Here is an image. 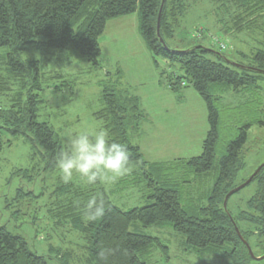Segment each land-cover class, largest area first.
I'll return each mask as SVG.
<instances>
[{
  "label": "rangeland",
  "instance_id": "rangeland-1",
  "mask_svg": "<svg viewBox=\"0 0 264 264\" xmlns=\"http://www.w3.org/2000/svg\"><path fill=\"white\" fill-rule=\"evenodd\" d=\"M186 3L188 9L177 22L174 37L166 41L170 50L183 51L200 44L208 50L221 52L233 62L251 65L257 44L264 40L260 32L264 27V11L259 12L257 18L246 19L238 25L233 9L231 13H225L207 0H186ZM126 19L128 24L125 27H111L113 23L108 22L99 40L101 53L98 67L76 58L70 48L48 50L31 46L14 54L15 59L26 68L22 74L16 75L8 66V54L12 51L0 48V80L5 83L2 86L6 89L0 90V109H8L18 94L22 95L23 101L30 93L38 95V122L51 127L64 145V136L68 131L103 126L93 117L103 106L101 85L107 81V73L118 82L116 74L120 70V82L130 88L127 89L129 94L135 93L140 97L142 108L148 115L143 125L146 137L142 154L156 162L198 157L208 132L204 102L190 86L181 88L179 92L167 89L166 73L176 72L182 76V70L176 64L153 58L140 36L137 14ZM121 29H127V32L116 36V30ZM218 45H224L225 49L220 50ZM158 71L165 74L158 76ZM245 102L252 103L239 106ZM218 106L221 137L216 151L220 155L243 125L251 121L264 123V77L259 79L252 96L229 92ZM166 138H175L176 142L168 147L163 143ZM131 142L139 144L136 136L131 138ZM241 159L244 168L237 174L234 186L243 184L264 164V124H254L248 130ZM217 164L216 159L215 168ZM43 167L39 153L25 139H13L6 132H0V226L25 238L28 249L43 256L47 264H60L57 257L66 252L72 257L68 264H89L86 263L88 254L82 237L71 229L66 230V226L59 229L50 212H47L48 208L56 207L53 192L64 182L57 169L45 171ZM130 168L131 171L118 178L110 188L100 184L84 185L78 177L68 184L73 189L86 192L85 196L104 191L116 208L128 211L152 203L147 187L149 178L161 188L176 190L182 208L189 215H195L199 208L206 206L215 183V174L195 178L188 167L173 161L148 165L143 170L139 165L130 163ZM259 189L257 180H254L228 200L227 210L242 231L247 229V224L239 222L237 216L248 212L246 203ZM251 228L257 232L256 225ZM129 232L159 241L160 245L153 244L145 253H137L144 264L235 263L229 256L230 246L225 245L217 252L189 248L185 238L169 225L144 228L133 222ZM250 239L252 254L258 257L261 251L256 246L257 240L261 242L262 239L259 235ZM248 264H264V260Z\"/></svg>",
  "mask_w": 264,
  "mask_h": 264
},
{
  "label": "trees",
  "instance_id": "trees-1",
  "mask_svg": "<svg viewBox=\"0 0 264 264\" xmlns=\"http://www.w3.org/2000/svg\"><path fill=\"white\" fill-rule=\"evenodd\" d=\"M207 1L225 13H231L233 9L234 14H237L238 25L246 19L257 18L259 12L264 11V0ZM160 6L161 0H0V48L6 47L12 51L8 54V66L13 74L20 75L26 70L25 65L15 59L14 54L31 46L48 50L70 48L76 58L98 67L101 53L99 39L108 22L136 13L140 36L153 58L176 64L183 72L182 76L176 72L166 73L169 89L179 92L181 88L192 87L207 110L208 132L202 143L201 154L188 160L173 161L188 167L195 178L206 177L208 173L215 174V183L207 198L208 202L195 215H189L182 208L176 190L161 188L149 178L147 187L152 203L147 206L121 211L111 203L104 191H100L104 214L89 221L83 213L91 196H85L86 192L62 183L53 192L56 207L48 208L47 212H50L59 229L66 226V230L71 229L82 237L86 243L84 250L88 254L86 263L89 264H144L137 253H145L153 244H160L158 239L129 232L133 222H138L144 228L169 225L173 231L185 238L189 248L217 252L228 245L231 247L229 256L234 259V264H248L253 260L238 238L234 225L249 247L253 235H259L261 242L264 241V167L252 179L257 180L260 189L247 201L248 212L237 216L239 222L247 224V229L242 231L236 219L228 212L227 203L230 197L226 209L223 208V202L226 195L239 186H234V180L244 168L241 153L247 141L248 130L254 124L263 126L264 123L251 121L243 125L234 139L227 143L223 153L218 155L216 149L221 137L218 105L229 92L241 93L243 96L253 95L264 74L249 68L264 71V40L257 44L258 47L251 57V65L233 62L221 52H210L200 44L183 51L170 50L166 41L174 37L177 22L187 11L188 4L186 0L164 1L158 36L156 27ZM260 32L264 37V27ZM159 39L163 40L165 46ZM231 63L242 67H234ZM155 64L157 65L156 61ZM163 74L165 73L161 71L160 75ZM116 76L118 82L113 81L107 73L108 79L101 85L103 106L93 117L102 122V127L107 130L111 140L126 146L130 163L139 165L143 170L150 164L145 162L139 147L132 144L131 138L139 135L145 116L138 98L120 88V70ZM2 85L5 83L0 80V90L5 91ZM250 103L252 102H245L239 106ZM38 104V95L30 93L23 101L22 95L18 94L8 109H0V132H6L13 139H25L39 153L44 164L43 169L54 171L55 158L64 145L51 127L38 122ZM216 159L217 168L214 167ZM52 205L51 203L50 207ZM254 225L258 228L257 232L251 228ZM257 241L256 246L261 251L257 256L260 257L264 255V246ZM105 249H110V253L100 256V252ZM162 249L166 250L165 247ZM70 256L66 252L57 258L60 264H68L72 258ZM0 264L47 262L43 256L28 249L25 238L0 226Z\"/></svg>",
  "mask_w": 264,
  "mask_h": 264
},
{
  "label": "clouds",
  "instance_id": "clouds-1",
  "mask_svg": "<svg viewBox=\"0 0 264 264\" xmlns=\"http://www.w3.org/2000/svg\"><path fill=\"white\" fill-rule=\"evenodd\" d=\"M55 167L66 184L78 177L84 185L100 184L108 188L131 171L126 146L111 140L102 127H83L66 132L64 148L55 158ZM83 214L89 221L103 216L102 194L97 193L88 199ZM110 251L102 250L100 256L104 257Z\"/></svg>",
  "mask_w": 264,
  "mask_h": 264
},
{
  "label": "crops",
  "instance_id": "crops-1",
  "mask_svg": "<svg viewBox=\"0 0 264 264\" xmlns=\"http://www.w3.org/2000/svg\"><path fill=\"white\" fill-rule=\"evenodd\" d=\"M136 14V13H135ZM129 16H132V15H129ZM129 16H125V17H121V18H118V19H115V20H112V21H110V23H113L112 25H111V27L112 26H114V27H116V26H120V27H122V26H126L127 24H128V19H126L127 17H129ZM137 18H138V15H137ZM137 21H139V20H137ZM109 25V24H108ZM138 26H139V22H138ZM108 27V26H107ZM107 29V28H106ZM106 29H105V31H106ZM127 32V29H121V30H116V33H117V35L116 36H118L119 34H123V33H126ZM105 33V32H104ZM102 37V36H101ZM100 37V38H101ZM100 40V39H99ZM99 43H100V41H99ZM160 75V72L158 71V76ZM156 81H157V79H156ZM158 82V81H157ZM159 83H161V79L159 78ZM119 85H120V88H122V89H125V90H127L129 87H125L124 86V84H122V83H119ZM166 87H167V89H169V87L167 86V83H166ZM129 90H130V88H129ZM128 91V90H127ZM169 91H172L173 92V90H170L169 89ZM132 95H134L135 97H137L138 98V100H139V104H140V108H141V110H142V112L144 113V120H143V122H142V125H141V127H140V131H139V135L138 136H136L137 137V139H138V147H139V149H140V152H141V154H142V146H143V142H144V140H145V137H146V133H145V130H144V124L147 122V114L145 113V111L143 110V108H142V103H141V99H140V97L138 96V95H136L135 93H133ZM181 105V104H180ZM176 142V139L175 138H166V139H164L163 140V143H165L168 147H170V145L171 144H174ZM162 148H163V150H166V147L165 146H163L162 145ZM142 156H143V159L145 160V162H147L148 164H150V165H158V164H167V163H170V162H172V161H174V160H177V159H182V158H173V160H171V161H166V162H163V161H159V162H156V161H154V160H152V159H149V158H147L146 156H144L143 154H142ZM183 160H188V159H183Z\"/></svg>",
  "mask_w": 264,
  "mask_h": 264
},
{
  "label": "water",
  "instance_id": "water-1",
  "mask_svg": "<svg viewBox=\"0 0 264 264\" xmlns=\"http://www.w3.org/2000/svg\"><path fill=\"white\" fill-rule=\"evenodd\" d=\"M164 1L165 0H161V6H160V10H159V13H158V17H157V27H156V30H157V35L159 36V28H160V18H161V11H162V6L164 4ZM160 43L164 45V42L162 39H159ZM210 52H213L211 50H208ZM232 66L234 67H242L238 64H235V63H231ZM251 70H254V71H258L262 74H264V71L263 70H258V69H254V68H249ZM264 167V164H262L256 171L255 173L248 179L246 180L243 184H241L240 186H238L237 188H235L234 190H231L225 197L224 199V202H223V208L226 209V203H227V200L229 199V197H231L233 194H235L236 192H238L239 190H241L242 188H244L245 186H247L248 184H250V182L252 181V179L257 175V173ZM234 229H235V232L238 236V238L240 239V241L244 244V246L246 247L247 249V252L249 254V257L253 260V261H256V262H259V261H262L264 260V255L260 256V257H255L253 254H252V251L248 245V243L241 237L237 227L234 225Z\"/></svg>",
  "mask_w": 264,
  "mask_h": 264
},
{
  "label": "built area",
  "instance_id": "built-area-1",
  "mask_svg": "<svg viewBox=\"0 0 264 264\" xmlns=\"http://www.w3.org/2000/svg\"><path fill=\"white\" fill-rule=\"evenodd\" d=\"M218 48L220 49V50H224L225 49V46L224 45H218ZM184 84H182V86H183Z\"/></svg>",
  "mask_w": 264,
  "mask_h": 264
}]
</instances>
